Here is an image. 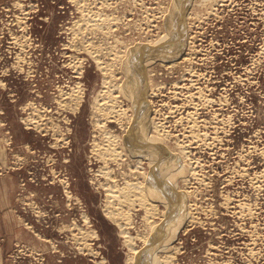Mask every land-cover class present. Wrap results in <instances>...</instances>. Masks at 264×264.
I'll return each mask as SVG.
<instances>
[{
  "label": "rangeland",
  "instance_id": "374dc122",
  "mask_svg": "<svg viewBox=\"0 0 264 264\" xmlns=\"http://www.w3.org/2000/svg\"><path fill=\"white\" fill-rule=\"evenodd\" d=\"M72 1L0 0V264H129L132 253L119 223L132 246L142 249V241L150 237V225L163 220L161 204L157 214L145 217L136 199L139 195L132 196L137 194L134 189L110 200V209L120 204L129 208L117 211L116 224L104 216L110 198L99 186L104 181L96 176L101 163L91 149L102 138L97 124L106 115L97 116L91 106L103 90L104 78L118 83L124 79L122 66L118 70L121 58L114 60L111 53L131 52L129 47L164 34L172 4L169 0H101L109 3L105 8L100 0ZM222 1L210 13L190 0L182 25L187 39L171 58L176 64L151 59L144 69L147 134L160 135L165 130L169 134L166 150L179 154L190 167L187 180L179 182L187 217L168 242L178 248L175 255H166L173 256L171 264H264V0ZM88 11H99L103 18L110 16L117 22L105 19L110 28L101 31L85 20ZM18 17L23 20L20 25ZM89 42L102 46L103 55L109 54L102 58L113 63V77L98 70L95 54L83 46ZM75 62H79L77 68ZM76 86L83 89L82 106L61 109L58 98ZM113 95L122 101L119 108H128L127 116H131V102L116 91ZM35 108L42 111L47 131L28 124ZM116 118L107 119L106 124L122 139L118 149L125 157L118 160L119 166L109 167L119 188L125 182L144 186L142 169L134 172L133 154L124 151L128 120L116 122ZM154 121L165 126L154 131ZM51 123L59 126L64 137L57 145ZM180 144L188 148L185 153L180 152ZM142 167L149 172L147 162ZM83 215L90 224L83 223ZM79 228L95 232L94 238L84 240L92 253L76 246L74 235Z\"/></svg>",
  "mask_w": 264,
  "mask_h": 264
},
{
  "label": "bare ground",
  "instance_id": "6f19581e",
  "mask_svg": "<svg viewBox=\"0 0 264 264\" xmlns=\"http://www.w3.org/2000/svg\"><path fill=\"white\" fill-rule=\"evenodd\" d=\"M75 1L79 2L78 0H73L72 2H75ZM189 1L190 0H169V3L172 4V5H170V7H169L170 12H168L169 14L166 16L167 23L166 22L165 23L168 26H166V31H164V34L162 33L156 40L151 41L150 43H149V41L146 40L145 43L148 42L147 44H143V45H139L138 44L134 48H133V46L129 47L128 49H130L131 52L123 51L121 53H115V52H114L115 54L111 53V55L114 56V57H112V58H114V60H118L117 58H119V57L121 58V60H119L120 62H119L118 70L120 69V66H122V73H123L124 79H123L122 82L118 83V82H115L111 78H109V79L108 78H104L103 79V84H102L103 90L101 89V91H99L98 94L96 93L97 95H96V97H94L93 103H92V106H91L92 109H93V112L97 116H100L102 114L106 115L104 117V120L103 121H99V123L97 124L98 128H99V133L101 134L102 138L100 140H97V141L95 140L93 142V146H92V149H91L92 155L99 161V163H101L99 169L97 170L96 176H101V178H103L104 181L102 183H100L99 186L105 192V195L109 196V198H110V199H108L107 207L104 210V216L107 217V218H110L109 220L116 224L117 223V219L115 217L118 215L117 211H124L125 209H129V208H128V206L122 205V204L119 203L120 207L116 206V209H110V200L112 199V197L113 198L114 197H119V196L121 197L120 193H125V192H128V191L130 192L133 189L137 190V194H133L132 196L139 195L138 198H136V199H138L140 201L141 207L144 208L145 217L146 218H149L153 214H157L156 209L158 208L159 204H161L163 206V208H165V209L162 210V215H161L163 217L162 222L160 224H151L150 225V229H149L150 230V232H149L150 233V237H147L146 239H144L142 241L143 244H144V247H143L144 249L143 248L142 249H136V248H134L132 246V244L130 243L131 237L127 235L128 232L126 231V228L122 224L119 223V226H120V228L122 230L121 234L125 238L124 239V243L127 244L128 248L130 249V251L132 253L130 258H129V264H160V263L171 264L173 256L171 255L172 257H170V256H166V255L170 254V253H173V252H176L178 250V248H177V246L175 247L172 244H171L172 245L171 246L168 242L173 237V235L175 233V230H178V228L181 226V223L184 220V216L187 217L186 216L187 215V213H186V203H185V199L186 198H185V195H184L185 192H183L182 190H179L180 189L179 188V182L187 180V178L189 177V176H187V175H189L187 173H188V170H189L190 167L187 169V166L185 164H183V162H181V157H180L179 154H177V153L175 154L173 152H170L171 150L168 151V149L166 150L165 140L168 141L167 139L169 138V134L168 133H163V132H165V130L164 131L161 130L162 134L160 133V135L157 134V133L156 134H147V127H148V123H149V121H148V115H149V113H148L149 111L148 110L149 109L147 110L148 103H146V100L144 99L145 91H146V81L144 79V71H145L144 69L146 68L148 62L151 61V59L152 60L153 59H156V60L158 59V61H161L162 63H166V64L169 63L170 66H174L176 64L173 61V59H174L173 56L175 57L176 54L180 53L179 52L180 44H181L182 41H184L183 39H185V40L187 39L185 36H183L184 34L182 33V31H183L184 28L182 29V25H184L183 24L184 15H185L184 12L186 11V7H187V4H188ZM195 1H198V5L201 6L202 8H206L210 13L214 12L213 8L217 4H219L220 2H224L222 0H195ZM98 2L102 3V5H104L105 8H106L107 5L109 6V3L107 4L106 1H105V4H103L104 2L101 1V0L98 1ZM132 2H134V1L132 0ZM228 2H231V1L229 0ZM134 3H133V6H134ZM16 4L18 5V3H16ZM21 4H22V2H21ZM97 6H99V5L95 4V7H97ZM154 6H155V4H154ZM149 7H150V5H149ZM33 8H35V7H33ZM230 10H231V8H230ZM154 11H157V9L154 10ZM97 12H99V11H96L95 13H90V11H88V12H85L84 16H85V20H87L89 23H91V24L94 23L95 25H98V27H99V29H101V31L103 30V28L107 29V31L110 28L108 26V24L105 22V19H107L110 24L114 23V22H117L116 18H113V17H110V16H106V17L103 18L102 17L103 13L101 15V14H99ZM147 12L149 13L148 10H147ZM86 13H88V14H86ZM138 13H139V11H138ZM143 14H145V13H143ZM165 14H166V12H165ZM158 15L160 16V13ZM212 15L213 14H211V16ZM214 15L217 16V14H214ZM201 16L202 15H200V19H201ZM187 17L188 16H186V18ZM197 17H198V20H199V16H196V19H197ZM166 18H165V21H166ZM147 19H149V18H147ZM126 20H125V22H126ZM22 21L23 20L21 19V17L17 18V22H18L19 25H20V23H22ZM99 21H101V24H99ZM131 21H134V20H131ZM143 21H145V20H143ZM84 22H86V21H84ZM134 22H136V21H134ZM151 24H152V22H151ZM190 25L192 26V24H190ZM187 26L188 25H186V27ZM194 26H195V24H194ZM113 27H116V26H113ZM240 27H241V25H240ZM187 28H189V27H187ZM105 29H104V31H105ZM90 30H93V29L91 28ZM135 32H137V31H135ZM11 34H13V33H11ZM146 34H147V32H146ZM159 34H160V32H159ZM117 35H118V33H117ZM137 36H138V34H137ZM183 37H185V38H183ZM189 37H191V36L189 35ZM189 37H188V39H189ZM15 41L18 44L17 37L15 38ZM88 41H90V40H88ZM115 42H116V40H115ZM91 43L92 42H89L87 45L85 44L83 46H85L89 52H91L92 54H95L93 56V60H94L95 64L97 65L98 70L100 72H102L103 75L108 74L110 77H113V73H115L114 72L115 71V67H114L113 63H105L106 61L104 62L103 58H102V55H103L102 52L104 50L102 51L99 48V47H102V46L93 45ZM117 43H119V42L117 41ZM93 46H97V47H93ZM176 47H177V49H176ZM108 49H110V47ZM115 49L116 48H114V50ZM23 50H25V49H23ZM105 50H106V48H105ZM107 50H106V52H107ZM18 51H20V50H18ZM110 51L111 50H109L108 53H110ZM197 51H198V49H197ZM99 52H100V54H99ZM15 53H17V52H15ZM104 53H105V51H104ZM108 55L109 54H107V56H106L104 54L103 56L108 57ZM28 58H29V56H28ZM171 58H173V59H171ZM178 58L179 57H177L176 59H178ZM190 58H192V57H190ZM22 59H23L22 56L18 57V60L21 61ZM179 61H181V60H179ZM78 63L79 62L73 63V65H75V68L78 67ZM68 64H71V63H68ZM19 66H21V64ZM73 68H74V66H73ZM184 69H186V68H184ZM187 69L190 70V68H187ZM187 71H186V73H187ZM79 73H81V72H78V74ZM184 73H185V71H184ZM195 73H197V72H195ZM190 74H191V71H190ZM195 76L196 75H194V77ZM28 78H29V76H28ZM186 78L189 79L188 76ZM198 78H200V77H198ZM111 80H113V81H111ZM178 81H180V80H178ZM178 81H176V82L178 83ZM176 82H174V84ZM188 82H189V80H188ZM177 83H176V85H177ZM102 86H101V88H102ZM155 88H156V86L154 87V89ZM72 90L73 91L71 93H65V92H64L65 94L61 93L62 95H60V97L58 98V103L57 104L59 106H61V109L67 110V111L68 110L72 111V110H77V109H79L80 106H82L81 104H82V101H83V89L81 88V86L80 87L76 86L74 89L72 88ZM155 90H157V88ZM61 91H64V90H61ZM114 91H116L119 96L122 95L123 97L127 98V100H129L131 102V107L130 108L133 111L131 116H127V109L128 108L127 109L125 108L126 110L119 108L120 104L118 105V102H119L118 101V96L113 95ZM151 93H149V94H151ZM175 94H176V92H175ZM177 95H179V94L177 93ZM205 101H206V98H205ZM121 102H119V103H121ZM206 102H208V99H207ZM189 104H191V103H189ZM204 105H206V104H204ZM195 106H192V107H195ZM174 109H176V106H175ZM177 109H179V108H177ZM194 109L195 108H193V110ZM196 109H195V112H196ZM33 110H34V114L33 115H35V116H33V117L28 116V119L26 118L27 121H28V124H32L33 123V125H35L39 129H40V127H39V125H40L45 131H47V127L45 126L46 124L45 125L42 124L43 122H45L44 119L41 118V116H42L41 112L42 111L37 109V108H35ZM173 112H174V110L172 111V114H173ZM180 112H182V110ZM169 113H171V112L169 111ZM192 113H193V111L191 112V115H192ZM115 117H117L115 119V121L117 120L118 122L123 120V118H125V117L128 120V125L130 127L129 128V137L127 138L126 141H124V147H125L124 151L126 153L128 151V152L133 154L132 160H133V162L136 163L134 172H138L139 169H142V172H141L142 176H140V177L143 178L142 181H143L144 186L141 185L140 183H127V182H125V184H124L125 186L119 188L118 184L116 183V180L114 179L113 169H111L109 167V165L110 164H115L116 166H119L120 163L118 162V160H120V159L125 157V155L122 152V150L118 149L119 142L121 143L122 139L119 138L117 135L112 134L111 131L107 128L106 120L107 119L110 120L111 118H112V120H114ZM169 117H171V115H169ZM187 117L188 116L186 114L185 118H187ZM196 118H197V116H196ZM182 119L180 118L179 120L182 121ZM190 119H192V118H190ZM190 119H188V120H190ZM192 120L196 121L195 119H192ZM165 121H163V122H165ZM186 121H187V119H186ZM194 121H192V123ZM159 123L157 124V122H155V121L152 123V128L154 129V131H157V132L160 131V128L163 125L161 126L162 123L161 124H159ZM179 123H181V122H179ZM194 123H197V122H194ZM50 125H51L52 135L56 138V140H55L56 143L54 145H57V142H62L64 140V137L62 136V134L60 132L59 126H57L55 124H52V123ZM186 126H187V124H186ZM182 131H184V130H182ZM197 133L194 135L195 139L199 138V136H198L199 133L198 134ZM180 135H181V133H180ZM191 136H193V133H192ZM203 138H204V136H203ZM184 139H186V136H185ZM204 139H206V138H204ZM180 140H182V139H180ZM183 145L186 146V144H183ZM180 146H181V144L178 145V147L180 148V152L181 153L182 152L185 153V151H186L185 149H188V148H186V147H182L181 148ZM187 153H189V150H188ZM186 156H189V155H186ZM145 162L148 163V168L150 169L149 172H145L143 170L142 165ZM172 163H175L174 167L171 166ZM190 171H192V170H190ZM193 174H195V172H193ZM193 174H191V176H193ZM191 178H194V177H191ZM200 184H202V181H201ZM128 194H130V193H128ZM126 198H127V196H126ZM184 214H186V215H184ZM82 217H83V223L84 224H86V225L90 224L89 218L86 215H83ZM164 218H165V221H164ZM190 219H193V216L192 217L190 216ZM192 221L194 223V220H190L189 222L192 223ZM189 222H187V223H189ZM187 223L184 224V226L187 225ZM76 230L78 231L77 232L78 235L77 234L74 235V241H75L76 246L79 247V250H81V251L82 250H86V252L88 251L89 253H92V249L90 248V246H88V244H86L84 242V240L87 239V237H91L92 238L93 236H95L96 235L95 232L86 231V230L84 231V229H81V228L76 229ZM88 239H90V238H88ZM156 249H158V250L155 251ZM159 252L160 253L163 252L165 254V256H163L164 254L162 256L159 255L160 254Z\"/></svg>",
  "mask_w": 264,
  "mask_h": 264
}]
</instances>
